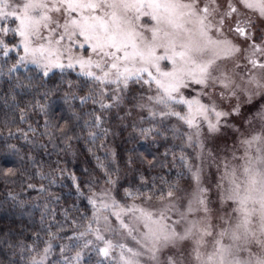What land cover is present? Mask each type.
<instances>
[{"label":"snow or ice","instance_id":"obj_1","mask_svg":"<svg viewBox=\"0 0 264 264\" xmlns=\"http://www.w3.org/2000/svg\"><path fill=\"white\" fill-rule=\"evenodd\" d=\"M0 79L5 122L10 113L22 122L30 112L44 117L39 136L54 148L58 140L70 147L78 129L93 142L106 137L112 109L125 111L122 120L137 112L132 127L144 139L167 140L171 132L183 141L178 157L165 151L170 164L143 153L127 157L135 181L128 187L103 162V184L59 161L35 173L48 181L38 189L48 193L40 231L32 245L0 240V264H51L52 241L63 239L73 209L79 217L67 239L78 250L68 256L62 245L56 264H90L93 254L95 264H264V0H0ZM56 99L66 106L59 114ZM76 101L90 102L91 111L77 110ZM171 118L179 127L167 126ZM28 128L32 138L18 128L19 138L46 148L38 128ZM228 133L230 143H217ZM20 153L16 144H0V161L10 165L0 164V183L36 189L27 182L36 161ZM177 160L175 179L146 174L158 163L171 172ZM64 180L91 215L73 201L64 222L56 219L49 205L61 197L48 188ZM9 197L22 215L29 211L31 202Z\"/></svg>","mask_w":264,"mask_h":264},{"label":"trees","instance_id":"obj_2","mask_svg":"<svg viewBox=\"0 0 264 264\" xmlns=\"http://www.w3.org/2000/svg\"><path fill=\"white\" fill-rule=\"evenodd\" d=\"M74 75V74H73ZM7 85L4 84V80L0 79V90L5 89ZM133 92L136 91L135 88L132 89ZM22 95V94H21ZM19 99V97H18ZM31 97H24V102L30 100ZM107 102V101H106ZM77 106V110L81 107L85 112L91 111L90 102L88 105H80L79 101L74 102ZM55 105H60V107L55 108L56 112L59 114L61 108L66 107L63 105L62 101L59 99L55 100ZM54 105V107H55ZM23 107V102L21 103ZM127 110V109H125ZM9 122H5L4 112L0 111V144L7 142L8 144H16L18 148L21 149V155L24 153H29L34 157L36 161V166L32 167L29 165V174L31 179L30 182L36 185V189H27L23 182L17 180L15 184H5L0 183V229L3 230V235H0V240L9 239V242L18 241L23 245H32L34 241V233L40 231L41 225L40 215L43 210V205L47 203L45 197L48 193H40L38 191L40 184L48 185L47 180H42L37 172L47 173L50 167H55V162L59 161L60 166L66 168L69 172H74L76 176L81 177L84 180L99 178L101 184H103L104 179V169L98 167L99 162H103L105 166H111L110 170L118 168V172H113L114 178H118L119 184L123 187H128L130 184H134L133 175L124 167V161L129 156H137L143 153L152 159L153 156L157 158V161H161L164 164L172 163V156L168 155L167 159L164 157L166 150L175 151L177 157L180 155L181 149L177 147L183 144V141L179 137H173L171 132L167 133L168 139L165 140L162 137H156L155 140L152 137L144 139L139 135L138 129L132 127L133 121H138V113L133 112L132 116L128 119H121L125 116V111H119L118 109H112L108 113L107 120L103 123V127L109 129L108 135L105 137L103 135L98 136V138L93 142L87 138L88 130L85 129L83 132L77 130L79 139H73L70 142V147L65 149V145L61 141H56V147L54 148L52 143L48 142L47 137H40L39 130H43L44 117L36 115L30 112L26 121L22 122L19 119V113L12 116ZM88 117L85 116V119ZM14 120V122H11ZM82 123V122H81ZM142 123V122H140ZM31 124L33 127L38 128L36 134V140L39 143L46 144V148L33 147L28 141L19 138V133L17 129H22L27 132L30 139L33 134L29 132L28 125ZM169 128L179 124L175 118H171L166 121ZM143 127H148L147 123L142 124ZM94 131H99L98 129H93ZM182 131H188L186 127L181 129ZM9 132L14 135L9 136ZM185 152L188 155H193V149L188 148L185 145ZM8 159L10 161H15L17 164L19 158L15 155H9ZM3 167L10 166L9 164H3ZM147 166L145 165L144 168ZM143 170V169H142ZM179 170V161H176V167L168 172L167 169L161 170L159 163L157 167L153 169L150 173H146L150 176L155 175H168L175 179L176 171ZM127 173V174H126ZM71 181L64 180L63 183L58 182L56 185H52L48 188V192L59 195L61 200L59 203L50 204L56 213V219L64 222L63 210L69 207L73 201L76 203V209L80 212L87 211L88 215H91V207L87 204V200L77 197L76 195L70 193ZM123 188H121L122 193ZM9 193L16 195L18 199L29 201L31 203H37L41 205L40 208H32L31 203L28 205L29 211L25 212L23 215L21 211L13 206V202L9 197ZM87 194V193H86ZM70 220L64 222L63 231L59 233L61 238L53 240L54 245L52 251V257L49 258L51 264H56V261L61 259L60 247L62 245H68L65 254H74L77 248H73V241H69L67 236L73 234L76 230V225L71 222V220H77L79 217V212L73 209L70 213ZM46 219H51L47 217ZM12 229L14 231L9 232ZM52 231H56L53 228ZM41 239L47 240L48 236L45 232H40ZM45 245L39 242V247L42 249ZM96 257L93 254V259L90 264H95ZM18 264H24L23 261H18Z\"/></svg>","mask_w":264,"mask_h":264},{"label":"rangeland","instance_id":"obj_3","mask_svg":"<svg viewBox=\"0 0 264 264\" xmlns=\"http://www.w3.org/2000/svg\"><path fill=\"white\" fill-rule=\"evenodd\" d=\"M245 111H246V112H249V111H251V110H250V109H246ZM236 123H239V120H237ZM231 135H232L231 133H228V136H227V137H224V138L218 140L217 143H219V144H223V142H224L225 139H227L228 142L230 143V142H231ZM72 255H74V254H72ZM72 255H71V254H68V256H72ZM51 257H52V253L50 254L49 258H51ZM49 258H48V259H49Z\"/></svg>","mask_w":264,"mask_h":264}]
</instances>
